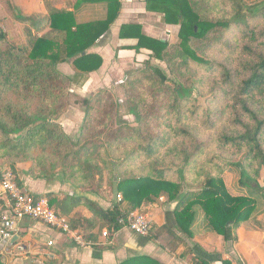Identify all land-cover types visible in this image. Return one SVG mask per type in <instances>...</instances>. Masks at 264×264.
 I'll return each mask as SVG.
<instances>
[{
	"label": "trees",
	"instance_id": "16d2710c",
	"mask_svg": "<svg viewBox=\"0 0 264 264\" xmlns=\"http://www.w3.org/2000/svg\"><path fill=\"white\" fill-rule=\"evenodd\" d=\"M104 1L107 13L101 20L76 23L66 9L48 17H23L37 32L47 28L28 48L12 43L1 31L0 176L10 170L20 186L18 163L29 161L32 178L61 172L76 188L115 187L124 211L116 201L103 208L82 196L44 194L57 214H68L78 203L87 207L88 217L67 223L94 246L98 232L106 229L111 238L123 227L120 219L132 210L144 211L142 205L159 196L177 201L173 213L179 230L189 234L199 209L213 231L225 240L235 239L255 203L230 194L225 174L235 169L241 180L254 183L264 173V0H144L147 10L163 13L167 24L179 28L176 42L169 43L144 35L136 23L119 27L120 38L137 39L135 50L150 52L144 67L131 72L125 82L139 125L122 123L105 138L91 134L78 138L73 147L64 135V149L66 144L56 139L62 131L54 128L49 116L67 103L82 109L85 135L93 128L96 99L71 92V78L57 65L71 60L80 73L101 66V56L87 49L108 30L120 9L119 0ZM152 60L163 62L166 72ZM162 233L180 241L165 225L152 236ZM188 259L191 264H208L197 256ZM120 264L156 262L132 257Z\"/></svg>",
	"mask_w": 264,
	"mask_h": 264
},
{
	"label": "crops",
	"instance_id": "0c3cea01",
	"mask_svg": "<svg viewBox=\"0 0 264 264\" xmlns=\"http://www.w3.org/2000/svg\"><path fill=\"white\" fill-rule=\"evenodd\" d=\"M119 2L118 16L99 40L87 49V52L101 56V66L93 72L80 73L73 69L71 60L59 64V67L70 70L71 89L79 95L84 96L89 90L91 92L94 86L118 85L127 70L139 66L137 62L148 59L149 50H135L137 39L119 37L122 24H139L141 32L149 37L170 43L177 40L179 25L167 24L163 13L147 10L144 0ZM64 9L73 12L76 23L101 20L107 13L104 0H0V33L2 31L11 40V37L18 42L24 40V47L28 48L31 39L47 28L41 33L37 32L22 18L48 17ZM17 178L20 187L34 196L46 197L44 194L47 193L67 199L82 196L103 208L115 201L117 193L115 187L99 191L73 187L64 180L61 172H56L50 178L37 179L18 167ZM225 184L230 194L247 196L255 203L253 214L236 229L233 240H225L213 231L205 213L199 209H195L189 234L179 230L173 213L177 201H168L164 196H159L154 202L142 205L153 220L150 236L139 235L122 227L107 238V243L95 230L98 232L96 246L93 243V246L79 245L70 233L61 228L23 217L16 224L17 234L12 244L0 249V263L120 264L132 257H147L156 264H191L188 257L197 256L208 264H223L222 260H228L230 264H264V173L251 183L241 180L236 170L231 169L226 172ZM0 200L5 204L1 191ZM4 204L0 206L1 213ZM60 215L68 221L70 218L88 217L90 212L84 204L78 203L68 214L61 212ZM163 225L174 229L180 238L178 243L168 233H162L158 238L152 236ZM70 230L82 236L80 230Z\"/></svg>",
	"mask_w": 264,
	"mask_h": 264
},
{
	"label": "rangeland",
	"instance_id": "374dc122",
	"mask_svg": "<svg viewBox=\"0 0 264 264\" xmlns=\"http://www.w3.org/2000/svg\"><path fill=\"white\" fill-rule=\"evenodd\" d=\"M42 31H40V33ZM11 38L13 39L12 40L9 38L7 39L16 45L25 46L24 40L18 42L14 37ZM146 61H147L146 59L143 61H139L137 62L139 63V66L132 67L129 70H127L125 75L122 76L121 79L119 80L120 83L118 85L109 86V87L94 86L95 88H93L91 92L89 90L88 92L84 93V96L80 95L85 98L92 97V99H96L94 101L95 103L94 110H92L93 116L95 117L93 128H90L89 129L90 131H86L85 135L82 134V129H81L84 119V112L82 109H79L67 103L61 105L57 113H52L49 116L50 117L49 120L51 121V124L54 126V128L56 130L62 131L61 135L58 132L56 139L58 140L60 145H62L63 143L66 144L63 147L64 149L67 147V143H68L67 140L63 137L64 135L68 137V140L71 143V144L69 143V146L71 145V147H73L76 145V142H78L77 140L78 138H81V140H85L89 138L91 134L97 135L101 139L105 138V135L107 133L109 132L113 133L117 129V127H119V125L122 123L129 124L132 127L139 125L136 112L132 110L133 101L129 99L127 95V91L125 89V82L129 77V75L131 74V72L144 67V63ZM151 63L153 65L162 66L163 70L166 72L165 65L163 62L154 60ZM57 70L64 76L66 75L69 76V74H71L69 73L70 70L67 71L66 69H64V66L59 67V64L57 65ZM67 86L71 92L77 94L71 89V82L68 83ZM102 97L104 100L101 102L99 99H101ZM18 164H19L18 167H20L21 170H25L28 172L29 164H30L29 161H22ZM1 169L2 167H0V170ZM103 188H104L103 190H105L109 188V186L103 185ZM91 190H94V184ZM143 212H148L145 207Z\"/></svg>",
	"mask_w": 264,
	"mask_h": 264
},
{
	"label": "built area",
	"instance_id": "2783aa9c",
	"mask_svg": "<svg viewBox=\"0 0 264 264\" xmlns=\"http://www.w3.org/2000/svg\"><path fill=\"white\" fill-rule=\"evenodd\" d=\"M0 191L5 197L4 210L0 218L2 225L0 226V249L12 244L13 238L17 234L16 224L23 217H30L47 225L61 228L70 233L73 240L79 245H92L91 241L85 240L79 233L70 230L67 220L50 208L46 197L35 198L34 195L23 190L15 181L10 170L3 171L0 176ZM160 200L163 198L160 197ZM115 201L119 204V209L124 211L125 203L120 194L116 193ZM152 221L148 212L139 209L128 212L125 218L120 219L123 227L143 236L151 235ZM100 236L104 238V242H107L106 229L100 231Z\"/></svg>",
	"mask_w": 264,
	"mask_h": 264
},
{
	"label": "water",
	"instance_id": "95a60500",
	"mask_svg": "<svg viewBox=\"0 0 264 264\" xmlns=\"http://www.w3.org/2000/svg\"><path fill=\"white\" fill-rule=\"evenodd\" d=\"M0 226H2L1 223H0Z\"/></svg>",
	"mask_w": 264,
	"mask_h": 264
}]
</instances>
